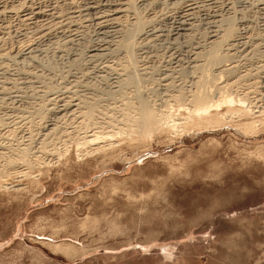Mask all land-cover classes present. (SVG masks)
<instances>
[{
	"label": "rangeland",
	"instance_id": "rangeland-1",
	"mask_svg": "<svg viewBox=\"0 0 264 264\" xmlns=\"http://www.w3.org/2000/svg\"><path fill=\"white\" fill-rule=\"evenodd\" d=\"M139 1L134 6L143 24L148 16L172 14L180 6L171 7L167 0H144L146 6ZM235 4L226 15L236 31L227 42L220 34L219 52L225 58L211 72L233 68L215 81L221 86L234 82L230 97L260 105L264 0ZM211 7L220 8L216 3ZM125 17L123 30H135L134 15ZM238 21L248 24L239 26ZM30 24L19 27L15 17L10 19L9 34L1 35L5 40L0 42V168H6L8 156L17 160L19 151L27 149L17 175L0 174V264H264V124L245 131L228 122L225 113L220 115L223 123L210 127L147 136L149 132L123 121L120 114L128 113L134 121L141 94L180 118L188 106L173 96L194 90L199 66L205 63L202 54L211 48L204 38L208 30L199 25L193 39L176 44L175 51L185 56L199 46L203 57L197 56L195 68L184 56L181 65L173 63L167 87L161 75L167 49L151 46L153 61L142 58L146 49H141L138 33L130 41L133 64L115 46L98 59L84 57L83 48L98 41L95 28L88 27L83 45L67 54L60 37L40 40L36 36L43 25ZM31 42L41 51L21 58ZM73 56L80 60L72 62ZM142 65L147 67L144 73ZM126 103L133 110L126 112ZM67 104L75 105V114L57 116L55 111ZM228 107L232 105L220 110ZM90 109L98 111L89 115L94 121L86 114ZM126 125L131 136L114 134ZM97 131L113 134L112 141L107 139L111 149L96 151V145L80 144L81 137Z\"/></svg>",
	"mask_w": 264,
	"mask_h": 264
},
{
	"label": "bare ground",
	"instance_id": "bare-ground-1",
	"mask_svg": "<svg viewBox=\"0 0 264 264\" xmlns=\"http://www.w3.org/2000/svg\"><path fill=\"white\" fill-rule=\"evenodd\" d=\"M35 1H38V0H0V42H3L5 40V38L1 37V35L3 36V34H5V35L9 34L8 29H9L10 19L15 17L17 19L19 27L20 26L23 27V26L28 25L30 23L34 26H35V24H39V26L43 25V27H44L43 30L41 28L40 29V30H42L41 32H40V30L37 31V32H40L39 37L38 36H36V37L40 40L41 39L43 40L44 37H46V39L49 37H53L54 40L56 39L54 36H56L57 38L60 37L62 40V43H63L62 45H64V47H66L68 49L67 54H70V53H68L69 50H70V52L75 51V53H76V51L79 50L80 45L81 46L83 45L82 43H84L85 35H86L85 32H86L88 27H91V28H95L93 31V36L96 39H98V41H97V43L95 42L93 44L90 42L91 44H89L86 47L84 46L85 47V48H83L84 50L82 49L83 53L85 55L84 57H86L90 60L94 59L95 57H96L95 59H98L97 56L106 55L104 53L111 51L112 49L109 50L111 46H115L116 48H122V50L124 49L125 53H126L125 57H128L127 59L130 62H131V60H134L133 61V64H134V62L136 61L135 60L136 58H135V55L133 56V52L130 50V49H132V48H130V44L134 41L133 40V38H135L134 35L136 36V33H138L137 39L142 44L141 49H146L144 52H141L142 58L147 59V60H152L155 57V55L151 54L152 53V51L150 49L151 46L164 47V50L167 49L166 53H167L168 60H166V59H165L166 61L164 60V64H165L164 66L165 67L163 66V71L161 73V75L163 76L162 79L164 80V82H166L165 83L166 86L170 85L168 82V77L170 76L169 75L170 72L173 71L172 66H171L173 63H174V65L180 64V62L183 60V56H184L187 58V62H190L194 66L193 68H195L196 59L198 57H201L202 55H204V57L203 56L202 57H203V60L205 59V63L202 62V66H199L201 64L198 65L200 67V69L198 70L199 71V77L197 76L198 80H195L196 82L195 81L192 82V83H194V82L196 83V85L193 84L195 86V88H193L194 90L188 91L189 95L186 94L185 92H182V90L181 91L179 90L178 94L176 96H173V99L176 102H184L182 104L188 106L187 108H185L180 113V116H179L180 118H174L172 115H169V114L161 111L159 109L160 106L158 108L155 107L153 104L149 103L146 99L144 100L143 96L141 94L139 97L140 101H139V109H138V113H137L138 117H136L134 119V121L132 120L133 118L132 119H131V117L129 118L128 113H124V112L120 113L122 115L121 117H122L123 121L127 122V120H128V122L130 124L135 123V126H137V128H140L141 130H143L145 132H149V134L147 136H149L151 133L156 132V131H164L165 132V130H167V131H171L172 133L175 134V132L177 133V132H180L181 130H186V129L188 130L191 128L195 129V128H201V127L202 128L210 127V125H212V124L215 125V124L222 122V120H224V118H222V116H220V115L221 114L224 115L225 113L229 114L228 122H230L233 126H238L239 128L241 127L245 131L252 130L255 127L254 126L255 123L260 122V123L264 124V103H260V105H254V106L245 105L244 104L245 102H240V101H242L240 97H239V99H237V97H230L231 92H229L228 88H230L234 82L233 83H231L232 81L230 83L227 82V83L223 84L222 86L218 85V83L216 82L217 79H219V77H221L220 74L229 73L230 71H232L233 68H231V67H230V69L225 68L222 71L220 70V72L218 71L219 73H217V74L216 73L212 74V72H211V69H213L211 67L216 65V64L219 67V65L222 64V62L225 58V56L221 55V53L219 52V50H220L219 47H221V46H219L220 45L219 41H221V43H222V40L225 41L226 39L232 38L230 36H232L233 31H236L233 28V21L226 14H230L229 12L233 9L232 5H236L235 3H237V5L239 4L238 6H240L243 2L248 3L249 0H213V1H210V0H199V1H197V0H191V1L190 0H167L168 2L171 1L170 2L171 7H174L177 4H180V6L178 5L177 9L173 10L174 12H171L172 14H167V11H166V13H164L162 11L161 13H157L159 15L156 18H155L156 14L154 16L152 15L153 16L152 18L151 17L149 18V16H148V18L146 17L147 19L144 20L145 24H143L144 22L139 21L140 20V17L138 18V13H139L138 11L139 10L136 11L135 6H134L135 0H83V2H80L78 4H76L75 2H72V0L71 1L69 0L68 2H66L64 0L63 1L62 0H39V1H43V4L38 3L39 1L38 2H35ZM137 1L138 0H136V2ZM259 1H261V0H258V2ZM139 2L144 3V0H140ZM151 3H153V2H151ZM213 3H216L217 6H219L220 8L218 7L219 9H216V11H212L211 6ZM259 5L260 4H258V6ZM145 6H146V4H145ZM247 6L245 7V9L249 8ZM258 6H257V8H258ZM258 9L260 10V8H258ZM234 11H236V10L234 9ZM240 11H241V9H240ZM242 11H244V10H242ZM169 12H170V10H169ZM127 13H131L134 15V17H133L134 20H132V22H131V24L134 22V26H135V28L133 27L135 29L133 31H129L130 28H129V30H126L127 28H125V30H123L124 27H122V25L124 26V23L122 24V22L125 21L124 19L126 18L125 16ZM261 17H262L261 22L263 23V28L261 30L264 32V13H263V15H261ZM245 20H247V19H245ZM142 21H143V19H142ZM125 22H127V20ZM238 24H239V26L246 27L245 25H247L248 23L246 24L244 21H238ZM144 25L146 26V28L142 29V27ZM199 25H202L203 27H205V29L208 30V31H206L207 34L204 37L206 42L211 44V48L209 46L210 50L209 49H208L209 51L206 50L208 53L204 50L205 53H207L208 55L207 54L205 55V53H204L200 56L201 52L199 50V46H194V47L192 46L193 47L192 50L190 52L188 51V53H189L188 56H185L184 55L185 53L181 54L180 52H176L174 49L176 44H179L180 42L185 43L188 40V38H190V37L192 38L193 33H195L196 29L198 30L197 27H199ZM39 26L36 28H39ZM129 26H127V27H129ZM131 26H133V24ZM32 27L33 26H31V28ZM222 27H224V29ZM27 28L24 27V29H27ZM36 28H35V30H37ZM221 32H223V34ZM220 34H221L220 39H222V40L219 39ZM228 37H230V38H228ZM243 38H244V35H243ZM245 38H246V35H245ZM192 39L189 40L190 43L193 41ZM218 39H219V41H218ZM50 40H52V39H50ZM131 40H133V41L130 42ZM226 42H227V40H226ZM38 43H40V41ZM195 43L199 44L198 42H195ZM208 43H207V45L206 44L205 45L208 46ZM36 45H37V43H36ZM232 45H230V46H232ZM225 46H227V45H225ZM235 46L236 45H234V47ZM35 48L36 47H35L34 43H32V48H30V50L28 49L29 51L26 50V52L28 51L26 54L25 53L20 54V57L21 58L24 57L25 59L27 57L30 58V56H31L30 54L32 52H34ZM62 48H63V46H62ZM62 48L60 50H62ZM37 50H35V51L37 52ZM39 51H41V49ZM62 51L64 52L65 50L63 49ZM115 51H117V50H115ZM113 52H114V50H113ZM20 53H22V52H20ZM60 53H62V52H60ZM74 56H73L74 59H72L70 57V59H72L71 60L72 62L74 60H80L78 58H75ZM205 56H206V58H205ZM156 58H157V56H156ZM124 61H126V60H124ZM74 62H76V61H74ZM130 62H128L129 65L132 64V63L130 64ZM125 64H126V62H125ZM73 65H75V64L72 63L71 67H73ZM126 65H125V67H126ZM192 65H191V68H192ZM146 68L145 67L143 68V73H144V70ZM147 71H149V70H147ZM174 71H175V69H174ZM215 79H216V81H215ZM235 84H236V82H235ZM214 94H215V96H214ZM235 102H237V104ZM234 103H235V105H234ZM224 104H228L230 106L232 105V107L231 108H229V107L223 108L224 110H222V109L220 110L221 106ZM62 106H63V108L61 107L62 108V109L60 108L61 110L59 109V110L55 111V114L57 116L64 115V113L65 114L66 113H70V114L74 113L75 114L76 109H77V108L74 109L73 107L75 105L72 106L71 104L62 105ZM123 108H124V110H126V112H129L130 110H133L134 107H133L132 103H126L125 107H123ZM95 111L98 112L97 110L90 109L86 113L89 119H91L89 115H93ZM120 111H121V109H120ZM53 112H54V110H53ZM95 115L96 114H94V116ZM225 115H227V114H225ZM94 118L95 117H93L91 120L94 121ZM112 119L114 120V117L110 118L111 121H112ZM226 120H227V118L225 119V121ZM136 123H137V125H136ZM94 124H97V123H94ZM107 124H110V123H108V120H107ZM43 128L44 127H42L41 129H43ZM55 129H57V128H55ZM51 130H53V128H51ZM115 130H117V133H114V134H118V135L123 134L126 136L132 135V132H131L132 130H130V128L127 125L122 127V128H115ZM63 132L68 133L65 131H63ZM112 135L113 134L109 131L101 132V133L98 131L93 132L91 136L81 137V141L82 140L83 141L80 144L82 146H84V145L85 146L96 145L94 150H96V151H105L106 150L107 151L108 149L112 148V142H111L112 140L110 139V138H112L111 137ZM107 139H110L111 141H108ZM102 143H103V145L101 146ZM77 144H79V143H77ZM26 151H27L26 148L21 149L19 151V154L16 156L17 158H19L17 160H16V158L14 159L13 157L8 156L7 161L5 162L6 168H0V174H2V175L5 174L4 176H11V175L13 176V174L19 173V172H17L16 168L19 165V162H20L19 160H23V157L26 155ZM90 151H89V153H91ZM83 152H85V151H83ZM79 153H80V151H79ZM5 154H7V153H5ZM12 155H15V154H12ZM3 157L5 158L6 155ZM24 159H26V158H24ZM35 160H36V158H35ZM27 165H28V163H27Z\"/></svg>",
	"mask_w": 264,
	"mask_h": 264
}]
</instances>
